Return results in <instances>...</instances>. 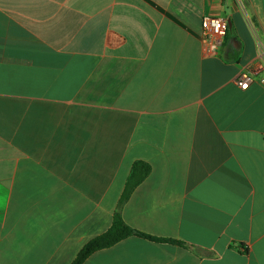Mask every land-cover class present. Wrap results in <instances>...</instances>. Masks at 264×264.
<instances>
[{
  "label": "crops",
  "instance_id": "1",
  "mask_svg": "<svg viewBox=\"0 0 264 264\" xmlns=\"http://www.w3.org/2000/svg\"><path fill=\"white\" fill-rule=\"evenodd\" d=\"M263 79L264 0H0V264H264Z\"/></svg>",
  "mask_w": 264,
  "mask_h": 264
},
{
  "label": "trees",
  "instance_id": "2",
  "mask_svg": "<svg viewBox=\"0 0 264 264\" xmlns=\"http://www.w3.org/2000/svg\"><path fill=\"white\" fill-rule=\"evenodd\" d=\"M150 166L144 162H137L132 169L123 200H126L132 191L138 187L149 175ZM130 237H141L152 241L177 244V242L166 239H157L137 232L130 228L123 219L117 215L111 229L105 234L90 241L79 253L73 264H83L91 255L106 248H110L122 240Z\"/></svg>",
  "mask_w": 264,
  "mask_h": 264
},
{
  "label": "built area",
  "instance_id": "3",
  "mask_svg": "<svg viewBox=\"0 0 264 264\" xmlns=\"http://www.w3.org/2000/svg\"><path fill=\"white\" fill-rule=\"evenodd\" d=\"M228 35V24L226 21L205 16L202 20V36L213 48L219 49ZM253 81L251 73H242L238 76L237 82L242 90H247ZM264 84V79L262 80Z\"/></svg>",
  "mask_w": 264,
  "mask_h": 264
}]
</instances>
